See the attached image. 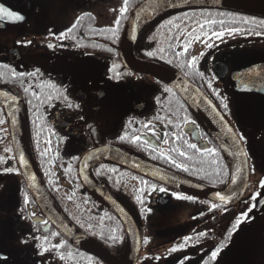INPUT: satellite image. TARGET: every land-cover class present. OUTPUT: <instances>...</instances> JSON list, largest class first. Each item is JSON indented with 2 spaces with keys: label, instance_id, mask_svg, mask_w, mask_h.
<instances>
[{
  "label": "flooded vegetation",
  "instance_id": "obj_1",
  "mask_svg": "<svg viewBox=\"0 0 264 264\" xmlns=\"http://www.w3.org/2000/svg\"><path fill=\"white\" fill-rule=\"evenodd\" d=\"M0 6L24 17L0 19V256L5 257L0 264H105L66 241L38 206L20 172L2 101L20 111L37 174L62 216L115 258L127 252V233L81 180L88 153L125 152L215 193L227 189L230 170L209 128L171 88L165 91L167 85L121 64L126 23L120 18L115 23L114 16L130 10L124 0H0ZM234 28L240 31L229 34ZM221 31L223 37L211 36L201 52L194 51L195 65L192 56L182 72L155 63L192 82L238 138L245 137L239 140L248 153L247 193L239 202H216L113 164L94 165L91 175L102 196L119 201L140 226L136 264H264V94L242 91L232 79L236 72L264 64V17L241 13L238 22L216 32ZM220 63L225 65L222 78L215 71ZM225 98L228 109L221 104ZM189 143L201 151L188 148ZM205 145L214 152L203 153ZM161 187L167 191L159 192ZM71 206L76 215H68Z\"/></svg>",
  "mask_w": 264,
  "mask_h": 264
},
{
  "label": "water",
  "instance_id": "obj_2",
  "mask_svg": "<svg viewBox=\"0 0 264 264\" xmlns=\"http://www.w3.org/2000/svg\"><path fill=\"white\" fill-rule=\"evenodd\" d=\"M186 7L225 8L264 17V0H147L132 14L125 26L120 42L119 58L122 65L129 71L152 77L174 90L209 128L211 135L219 146L223 145L221 150L226 157L231 175L227 189L220 193L228 194L230 199L220 201L223 198L219 195L216 196L215 192L125 152L101 149L88 153L82 159L80 177L88 192L101 205L112 211L123 225L127 233L128 248L122 257L115 258L104 251L100 246L81 234L58 211L37 174L20 111H15L12 104L6 101H2L1 104L7 116L20 172L38 206L66 241L74 247L99 258L105 264H136L141 253L142 231L133 214L124 205L110 196H102L101 187L91 175V169L94 165L113 164L143 176L156 184L216 202H239L244 199L248 190L250 182L248 159L243 154H234L236 148L233 147V136L236 137V144L241 153L245 150L229 120L198 87L184 76L163 66L140 62L134 55L133 45L135 40L132 37L136 39L140 30L149 21L166 11ZM224 66L221 63L215 65V71L218 72L220 78L223 77L222 73L225 72ZM232 79L237 86L239 85L241 90L243 89L242 91L264 94V64L252 65L248 69L236 72L232 75ZM213 108L216 111H213ZM217 112L220 113L219 116ZM21 155L24 158L23 162L21 161ZM237 169L239 170L237 171ZM85 176L87 180H85ZM4 259L5 257L0 256V260Z\"/></svg>",
  "mask_w": 264,
  "mask_h": 264
},
{
  "label": "trees",
  "instance_id": "obj_3",
  "mask_svg": "<svg viewBox=\"0 0 264 264\" xmlns=\"http://www.w3.org/2000/svg\"><path fill=\"white\" fill-rule=\"evenodd\" d=\"M145 1L124 0L125 6L130 10L126 15H120V18H124L122 25L127 22L133 11ZM240 14V11L215 7H186L166 11L153 18L140 30L135 39L136 50L134 52L143 61L154 64H156L155 61H158L166 66L178 67L182 72L184 68L182 69L181 66L190 65L192 56L196 60L197 55L194 51L200 48L201 52V48L205 46L204 41L210 39L212 33L221 30L226 24L238 22ZM122 27L116 38L121 35ZM202 28L203 30H201ZM194 33L196 38H192ZM186 43L187 49L191 51L184 54L182 49L185 48ZM177 49L180 51V55H176ZM149 51L154 55H147ZM67 212L68 215H76L77 209L71 206Z\"/></svg>",
  "mask_w": 264,
  "mask_h": 264
},
{
  "label": "snow or ice",
  "instance_id": "obj_4",
  "mask_svg": "<svg viewBox=\"0 0 264 264\" xmlns=\"http://www.w3.org/2000/svg\"><path fill=\"white\" fill-rule=\"evenodd\" d=\"M4 18H8V19H10V20H13V21H22L23 19H24V17L21 15V14H19V13H17V12H14V11H12V10H9L8 8H6V7H2V6H0V19H4ZM169 23H171V21H169ZM212 23H215V21H212ZM221 23H223V22H221ZM245 23H247V21H245ZM117 24H119V21H117ZM201 30H203V28L201 29ZM72 31V29H68L67 30V32L66 33H64V34H62V35H67V33H70ZM238 31H240V29H237V28H234V29H232L231 30V32L229 33V34H232V33H235V32H238ZM225 33L223 32V31H221V32H214V33H212V36H214L215 38H217V39H219V38H221V37H223V35H224ZM192 38H196V34L194 33L193 34V37ZM132 39L133 40H135V37H132ZM113 42H115V40L113 41ZM187 43L185 44V48L187 49ZM207 46L209 47V48H211V47H213V45H212V43L211 42H209L208 44H207ZM48 47H53V45H48ZM147 55H149V56H152V55H154V53L153 52H151V51H149V52H147ZM176 55H180V53H176ZM195 65V59L193 60V66ZM37 72H39V69H37L36 71H34V72H31L29 75L30 76H35L36 74H37ZM209 87H212V85L209 83ZM243 90V89H242ZM250 90V89H249ZM25 91H27V89H25ZM165 91H167V92H170L171 91V89L170 88H165ZM217 95H219L218 93H217ZM64 99L67 101L68 100V97L67 96H64ZM221 104H222V106H223V108L224 109H228V107H229V105H228V103L226 102V98L225 99H223V100H221ZM68 106L69 107H72V104L71 103H69L68 104ZM213 111H216V109L215 108H213ZM217 115L219 116L220 115V113L219 112H217ZM89 127H91V125H89ZM178 127V126H177ZM229 131H231V129H229ZM168 135H171L170 133L169 134H166V136H165V139H164V143L165 144H167L168 143V139H167V136ZM122 139H123V137H122ZM239 139L240 140H244L245 139V137L243 136V135H241L240 137H239ZM146 142H148V143H150L151 144V141H146ZM233 147H235L236 148V152L234 153V154H243L244 156H247L248 155V153L246 152V151H244V152H242L241 153V150L238 148V146H237V144H236V137L235 136H233ZM185 143H187V141H185ZM221 147H223V145H221ZM188 148H190V149H194V150H196L197 152H200L201 151V149L200 148H198V146H197V144H195V143H189L188 144ZM173 151H177L176 149H173ZM214 152V149H212V148H209V147H207V145H205L204 147H203V153H208V154H211V153H213ZM162 155H163V153H161ZM179 155L180 156H185V152H183V151H180L179 152ZM23 160H24V158H23V156L21 155V161L23 162ZM174 162V161H173ZM213 163H215V161H213ZM176 167L177 168H180V167H182V164H176ZM184 170L185 171H188V169L185 167L184 168ZM239 169H237V171H238ZM100 173H99V171L97 172V175H99ZM235 178V177H234ZM85 180H87V177L85 176ZM155 186L153 185V188H154ZM167 190H166V188H164V187H161V188H159V192H166ZM216 196L217 195H219L220 197H222L223 198V200H220V201H225L226 199H230V196H228V194H221V193H219V194H215ZM138 199H139V197H138ZM27 202V201H26ZM215 204H213V208H215ZM241 215H243V214H241ZM236 223L237 224H239L240 223V220L239 219H237V221H236ZM147 242V240H145V243ZM180 247H183V245H181ZM171 251H176V249L175 248H173ZM219 251H220V248L219 247H217L215 250H213L212 252H211V259L212 260H216V258H217V255H218V253H219ZM205 264H207V262H205Z\"/></svg>",
  "mask_w": 264,
  "mask_h": 264
},
{
  "label": "rangeland",
  "instance_id": "obj_5",
  "mask_svg": "<svg viewBox=\"0 0 264 264\" xmlns=\"http://www.w3.org/2000/svg\"><path fill=\"white\" fill-rule=\"evenodd\" d=\"M115 17V19H114V21H115V23H116V21L120 18V16H118V17H116V16H114ZM121 19V22H122V20L124 19L123 17L122 18H120ZM121 24V23H120ZM120 28H121V25H120Z\"/></svg>",
  "mask_w": 264,
  "mask_h": 264
}]
</instances>
